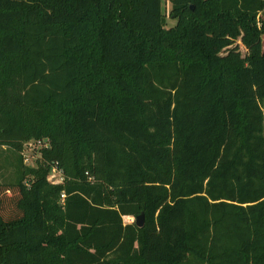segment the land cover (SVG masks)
Listing matches in <instances>:
<instances>
[{
  "label": "trees",
  "instance_id": "trees-1",
  "mask_svg": "<svg viewBox=\"0 0 264 264\" xmlns=\"http://www.w3.org/2000/svg\"><path fill=\"white\" fill-rule=\"evenodd\" d=\"M166 1L0 0V264H264V0Z\"/></svg>",
  "mask_w": 264,
  "mask_h": 264
},
{
  "label": "rangeland",
  "instance_id": "rangeland-1",
  "mask_svg": "<svg viewBox=\"0 0 264 264\" xmlns=\"http://www.w3.org/2000/svg\"><path fill=\"white\" fill-rule=\"evenodd\" d=\"M162 7H163V13L166 15V28L172 27L176 24L175 20L168 17V13L170 11L171 5L168 1L162 0ZM263 38V48H264V35ZM239 49L242 54H245V47L238 42ZM30 144L27 145V148H23V157H24V163L30 166H35V162L37 159L40 158L41 154L39 153V150L42 148V143L35 142L34 140L29 141ZM13 160V154L10 149H6L5 147H0V182H4V180H8L9 177L13 174L12 167H10L9 162ZM48 180L52 183H61L63 181L62 173L57 171L56 169L53 171V168L51 169V172L49 173ZM126 221H129L127 219L124 220V223ZM134 219L132 220V222Z\"/></svg>",
  "mask_w": 264,
  "mask_h": 264
},
{
  "label": "water",
  "instance_id": "water-1",
  "mask_svg": "<svg viewBox=\"0 0 264 264\" xmlns=\"http://www.w3.org/2000/svg\"><path fill=\"white\" fill-rule=\"evenodd\" d=\"M134 223L137 225V227H142L145 224L144 214L141 213L140 215H137V217L134 219Z\"/></svg>",
  "mask_w": 264,
  "mask_h": 264
},
{
  "label": "crops",
  "instance_id": "crops-1",
  "mask_svg": "<svg viewBox=\"0 0 264 264\" xmlns=\"http://www.w3.org/2000/svg\"><path fill=\"white\" fill-rule=\"evenodd\" d=\"M261 16L264 18V10L261 12ZM125 219L129 220V221H126L125 223H132V220H133L132 217H130V216H125V217H123V221H124Z\"/></svg>",
  "mask_w": 264,
  "mask_h": 264
},
{
  "label": "built area",
  "instance_id": "built-area-1",
  "mask_svg": "<svg viewBox=\"0 0 264 264\" xmlns=\"http://www.w3.org/2000/svg\"><path fill=\"white\" fill-rule=\"evenodd\" d=\"M39 143H42L41 141H39ZM30 144V142H27V144L25 145V148H27V145ZM42 145V144H41ZM55 170V168H53V171Z\"/></svg>",
  "mask_w": 264,
  "mask_h": 264
}]
</instances>
